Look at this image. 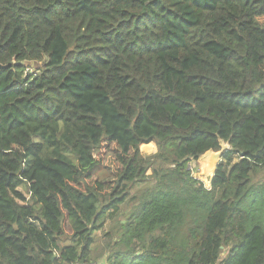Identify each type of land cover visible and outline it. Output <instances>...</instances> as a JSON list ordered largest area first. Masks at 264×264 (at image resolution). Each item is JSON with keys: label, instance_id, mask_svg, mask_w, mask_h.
Masks as SVG:
<instances>
[{"label": "trees", "instance_id": "trees-1", "mask_svg": "<svg viewBox=\"0 0 264 264\" xmlns=\"http://www.w3.org/2000/svg\"><path fill=\"white\" fill-rule=\"evenodd\" d=\"M99 259L264 264V0H0V264Z\"/></svg>", "mask_w": 264, "mask_h": 264}, {"label": "rangeland", "instance_id": "rangeland-1", "mask_svg": "<svg viewBox=\"0 0 264 264\" xmlns=\"http://www.w3.org/2000/svg\"><path fill=\"white\" fill-rule=\"evenodd\" d=\"M31 66H35L34 64H32ZM140 151L142 153L143 156L145 157H149L152 156L155 152H156V148L153 144H149V145H143L140 148ZM117 152V149L115 146H110V147H103L99 152H97L95 154V157L97 160H99L101 166H103V168L110 172V174L115 173L117 170L120 169L117 161H116V157L115 154ZM202 161H200L199 163H191L190 164V171L192 172V175L195 179L199 178V176L203 175V171L200 172V167H201ZM204 168V165H203ZM100 174H104V173H100ZM201 174V175H199ZM105 175V174H104ZM95 179H92L89 182H93ZM148 185V182H145L143 184H140L138 187L133 188L132 193L130 194V196H134L136 192H139L142 190V188H144L145 186ZM107 192V191H104ZM129 209V208H128ZM127 209H123L121 215H120V221H124L125 218V214H126ZM120 221H113L110 222L109 224H107L104 228L103 232H100L98 234V237H96V239L102 243V246L105 245V240H103V234L105 232H108L111 230L112 226H117L119 224ZM97 247H99L98 243H97ZM103 260V259H102Z\"/></svg>", "mask_w": 264, "mask_h": 264}, {"label": "water", "instance_id": "water-1", "mask_svg": "<svg viewBox=\"0 0 264 264\" xmlns=\"http://www.w3.org/2000/svg\"><path fill=\"white\" fill-rule=\"evenodd\" d=\"M219 146V151L214 152L212 150H209L208 152L201 155L197 160L198 163L202 161V164L204 165V168L202 169L203 175L199 176L197 180L204 183L206 187L210 185V181L216 170L217 165L221 160L222 154L229 149V145L227 143H224L223 141L219 142Z\"/></svg>", "mask_w": 264, "mask_h": 264}, {"label": "crops", "instance_id": "crops-1", "mask_svg": "<svg viewBox=\"0 0 264 264\" xmlns=\"http://www.w3.org/2000/svg\"><path fill=\"white\" fill-rule=\"evenodd\" d=\"M94 264H105V262H104V260L99 259V260H97V262H95Z\"/></svg>", "mask_w": 264, "mask_h": 264}, {"label": "bare ground", "instance_id": "bare-ground-1", "mask_svg": "<svg viewBox=\"0 0 264 264\" xmlns=\"http://www.w3.org/2000/svg\"><path fill=\"white\" fill-rule=\"evenodd\" d=\"M202 169H203V165H201V167H200V172H202ZM199 175H201V174H199Z\"/></svg>", "mask_w": 264, "mask_h": 264}, {"label": "built area", "instance_id": "built-area-1", "mask_svg": "<svg viewBox=\"0 0 264 264\" xmlns=\"http://www.w3.org/2000/svg\"><path fill=\"white\" fill-rule=\"evenodd\" d=\"M78 264H94V263H78Z\"/></svg>", "mask_w": 264, "mask_h": 264}]
</instances>
